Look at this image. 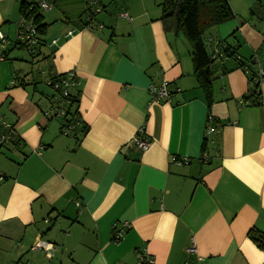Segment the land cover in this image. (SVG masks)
<instances>
[{"label":"crops","instance_id":"crops-1","mask_svg":"<svg viewBox=\"0 0 264 264\" xmlns=\"http://www.w3.org/2000/svg\"><path fill=\"white\" fill-rule=\"evenodd\" d=\"M22 1L0 0V115L18 137L0 140V264H139L144 253L152 264H264L249 236L264 234V85L261 105L245 101L248 72L218 57L209 107L189 41L160 20L163 0H96V28L83 26L89 0H46L35 53L15 43ZM256 1L229 0L236 16L208 32L209 53L221 41L264 66ZM71 71L86 130L66 134L46 79ZM164 80L169 97L152 101ZM209 115L221 129L207 137ZM140 127L144 151L132 142ZM39 240L53 249H32Z\"/></svg>","mask_w":264,"mask_h":264},{"label":"trees","instance_id":"trees-1","mask_svg":"<svg viewBox=\"0 0 264 264\" xmlns=\"http://www.w3.org/2000/svg\"><path fill=\"white\" fill-rule=\"evenodd\" d=\"M161 8L160 20L165 30L172 33H182L190 43L194 74L200 88L205 93L207 104L210 107L213 102V71L211 66L216 58L213 59L211 53L207 50L206 39L211 29L235 18L236 15L229 4V0H163ZM103 9H105V6ZM20 12L22 16L33 21L40 33H45L47 25L42 23L43 16L40 8L37 6V0H23L20 6ZM250 13L252 16H257L260 19L264 18V0H257L251 7ZM87 23L84 19L83 26L86 27ZM254 56L255 54L246 60L241 59L239 56L237 57V48L225 44L223 45V56L221 59L223 62L229 58L238 60L239 66L248 72L249 79L252 83V88L244 96V100H250L251 104L261 105L263 91L261 90V83L257 81L258 66L253 60ZM226 69L227 71L229 70L227 66ZM65 76L66 74H62L52 76L51 78L57 80ZM77 87L75 86L73 88ZM71 91L72 102L68 109V116L70 117L66 118L68 121L74 122L76 119H81L77 109H72L75 96ZM85 130L86 126L81 124L75 131L85 132ZM249 236L260 246L264 247L263 233L251 230Z\"/></svg>","mask_w":264,"mask_h":264},{"label":"built area","instance_id":"built-area-1","mask_svg":"<svg viewBox=\"0 0 264 264\" xmlns=\"http://www.w3.org/2000/svg\"><path fill=\"white\" fill-rule=\"evenodd\" d=\"M89 4L91 7L87 9V12L84 16V19L88 22L86 27L88 28H96L97 24L94 23V17L95 15L100 12L102 9L97 4L96 0H89ZM37 6L44 11L50 10L51 5H49L46 0H37ZM122 17L130 18L129 12L124 10L121 13ZM71 32L67 33L66 36H69ZM41 34L37 28V26L33 23V21L29 18H26L24 16L21 17L19 26L17 28V38L15 40V43L21 44L23 47L28 49L30 53H35L41 44L42 41ZM59 40V37L55 38L52 42H50V46H53L56 44V42ZM211 39L207 38L206 43L209 42ZM8 44V40L5 37L3 33L0 32V46L4 48ZM223 56V43L221 41H215L213 52H211V57L213 59L222 57ZM253 60L258 66L257 71V81L261 83V86L264 85V67L260 64V59L257 54H255ZM46 83L52 87L57 93L61 96V101L57 105L53 106L50 109V113L62 117L64 119L63 121V132L66 134H73L76 128L81 126V120H75L68 121L66 117L68 116V109L69 105L71 104V95L70 91L73 87L79 86L80 82L77 78V75L74 71L66 73L65 77H62L60 79L53 80L51 77H47ZM169 83L164 80L160 85L150 84L149 86V95L152 101H160L163 98H167L170 95L169 91ZM209 124L206 128V135L207 137L214 133L219 132L221 127L220 125L214 123V117L212 115H209ZM17 134L14 129V125L10 122L6 121L2 115H0V140L2 142H8V141H15L17 140ZM132 142L135 145V147L138 150L144 151L151 145V139L147 136L144 127H140V129L137 131L135 136L132 138ZM201 159L203 161H208L209 155L206 151L202 153ZM187 161V160H184ZM2 177L0 176V181ZM124 229L116 230L114 234V240H119L123 237L125 234ZM44 249L46 251H50L53 249V245L50 243H47L45 241L39 240L37 241L32 249ZM188 253L196 252V246L193 243L188 249ZM154 262V258L151 255H148L144 253L141 255L139 264H152Z\"/></svg>","mask_w":264,"mask_h":264},{"label":"rangeland","instance_id":"rangeland-1","mask_svg":"<svg viewBox=\"0 0 264 264\" xmlns=\"http://www.w3.org/2000/svg\"><path fill=\"white\" fill-rule=\"evenodd\" d=\"M215 29V28H214ZM21 50V49H20ZM263 62H264V60H263ZM37 69V68H36ZM35 73V72H34Z\"/></svg>","mask_w":264,"mask_h":264}]
</instances>
